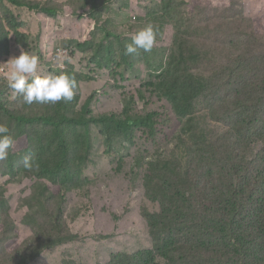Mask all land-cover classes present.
<instances>
[{"label":"trees","instance_id":"1","mask_svg":"<svg viewBox=\"0 0 264 264\" xmlns=\"http://www.w3.org/2000/svg\"><path fill=\"white\" fill-rule=\"evenodd\" d=\"M219 2L189 10L187 0L155 6L152 0H0V58L10 54L8 60L21 48L32 54L20 11L53 21H93L89 38L78 28L76 38L52 39L67 58L76 53L86 66L106 69L107 93L119 104L101 111L103 100L93 91L80 107L77 92L70 103L29 106L13 97L2 76L7 66L0 65V123L14 140L0 161V174L8 176L0 186V227L9 219L7 183L21 185L26 178L31 185L20 189L13 215L34 216L42 238L17 264H36L39 249L53 251L78 236L64 233L63 223L86 222L87 205L72 209L63 222L62 203L85 182L96 142L115 160L106 173L111 193L131 195L140 184L152 204L141 211L150 247L109 250L96 264H264V54L249 0ZM116 7L130 9L114 31L101 17ZM148 23L158 29L151 52L125 55L130 36ZM165 24L170 34L161 32ZM45 35L35 33L38 45ZM45 49L37 55L40 65L74 75V64L73 71L59 68ZM126 72L134 77L129 83ZM90 75L75 74L78 85ZM94 99L97 108L91 107ZM122 157L130 158L128 169L120 166ZM212 159L217 162L209 172Z\"/></svg>","mask_w":264,"mask_h":264},{"label":"rangeland","instance_id":"2","mask_svg":"<svg viewBox=\"0 0 264 264\" xmlns=\"http://www.w3.org/2000/svg\"><path fill=\"white\" fill-rule=\"evenodd\" d=\"M66 1V0H65ZM160 0H152L154 6ZM189 2L188 8L191 10L194 5L200 4H212L215 0H187ZM225 0H220L219 3ZM254 9V27L260 37L257 41L260 52L264 54V0H249ZM153 6V7H154ZM128 7H116L114 10L106 11L102 14L101 20L105 21V26L116 31L120 21L129 17ZM19 17L25 23L24 30L29 35V40H33L30 44L32 47V54L38 55V52L42 54L40 46L38 45L40 40L35 41V33L41 35L44 32L46 35L44 41L41 43V47L47 45V49L44 50L43 55L45 58H49L53 52L57 49L52 36L63 38H76L80 33L78 28H85L84 39L92 36L91 28L94 24L93 21L87 19L81 20L83 24H78L74 18L70 16L61 17L57 20L44 19L39 14L28 11L18 12ZM134 17V19H133ZM143 18L142 15H133L132 20L137 18ZM168 28L169 25L163 26L164 32L170 34ZM101 34L100 31H95V36L98 37ZM39 39V38H37ZM207 42H210L206 38ZM159 49L163 47L158 44ZM68 54V53H67ZM10 54L6 57L0 58V64L7 62ZM65 64L66 70L71 69L73 71V64L75 66V74L84 75V72L90 73L91 81H82L78 85L77 94L79 95L77 101V107H80L84 100L86 101L90 94L95 91L97 98L101 95L102 110L114 109L117 110L119 104L116 103L107 93V85L105 83V70L103 68H95L93 66H86L85 61L79 60L78 55L75 53V57H68ZM1 68V66H0ZM126 81L129 83L134 80V77L130 73L126 72ZM111 83H115L110 79ZM97 100H93L91 107H99ZM18 146H22L18 144ZM161 146V145H158ZM121 155V153H120ZM130 158L122 157L119 159V164L123 168H127L128 160ZM217 160H210L206 164H210L209 170L213 171V167ZM115 163L114 157L108 156L102 153V147L99 148L98 142L92 146L91 156L89 163L86 164L85 169V182L80 187L68 195L65 202L62 203L63 210V222L65 221V215L72 212V209L77 208L80 204H86L88 213L85 216L86 222H79L78 227L72 225L66 226V230L71 234L77 233L78 236L74 241L61 245L53 251L46 250L40 253V257L36 258V264H61L63 259L71 260L79 263L80 260L85 261L87 264H96V262H103L107 257L109 250H124L135 251L140 248L150 247V238L145 226V221L141 216L143 209L151 210L152 204L142 196V186L140 184L134 188L131 195H125L123 192L111 193L110 183L107 180L106 173L110 170ZM128 169V168H127ZM8 176H2L0 174V186L5 185ZM90 180V183H89ZM22 184L18 182H8L6 187V199L7 212L9 219L3 222L0 227V264H17L19 257L24 253L28 244H33L36 238H40V233L35 225L34 216H29L22 220L14 217V207L19 197L20 189H28L31 185L30 181L26 178L22 179ZM215 184V181H213ZM207 187L211 185L207 182ZM154 206L157 205L153 203ZM75 205V206H74ZM0 208V216H3ZM112 217H117L118 221H114ZM83 230V236H82ZM110 235L108 238L101 236ZM92 236V237H91Z\"/></svg>","mask_w":264,"mask_h":264},{"label":"clouds","instance_id":"3","mask_svg":"<svg viewBox=\"0 0 264 264\" xmlns=\"http://www.w3.org/2000/svg\"><path fill=\"white\" fill-rule=\"evenodd\" d=\"M157 35L158 29L152 23L146 24L130 36V42L125 44V55H139L141 50L145 53L151 52L156 44ZM67 55L60 47H57L50 56L51 62L64 69ZM0 65L7 66L2 76L12 90L13 97H18L29 106L33 103L53 105L58 102L70 103L78 90V82L74 75L65 71L53 74L52 69L46 68L43 64L40 65L38 56L30 54L23 48L18 56H12ZM9 133V126L6 123H0V161L7 159L9 149L14 145V140ZM32 166L31 158L26 157L24 167L30 169ZM38 239L42 242L41 234ZM28 249L29 244L24 253ZM38 251L44 252L40 249ZM40 255L36 257L39 258Z\"/></svg>","mask_w":264,"mask_h":264}]
</instances>
